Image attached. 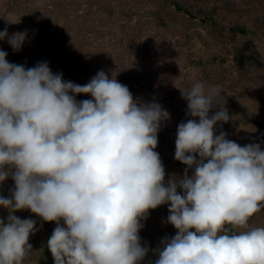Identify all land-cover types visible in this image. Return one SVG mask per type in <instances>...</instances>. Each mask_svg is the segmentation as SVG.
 Wrapping results in <instances>:
<instances>
[{
    "label": "clouds",
    "instance_id": "clouds-1",
    "mask_svg": "<svg viewBox=\"0 0 264 264\" xmlns=\"http://www.w3.org/2000/svg\"><path fill=\"white\" fill-rule=\"evenodd\" d=\"M0 40L19 52L28 30L5 27ZM7 56L0 49V185L10 177L14 187L0 195V264H24L32 249L37 222L21 210L56 223L46 243L54 264H142L149 252L154 264H264V226L250 223L264 209V148L216 134L232 119L223 90L181 89L192 118L177 127L174 158L187 168L166 181L155 149L171 115L160 103L103 70L80 85L48 62ZM165 204L177 231L152 249L140 231Z\"/></svg>",
    "mask_w": 264,
    "mask_h": 264
},
{
    "label": "rangeland",
    "instance_id": "rangeland-1",
    "mask_svg": "<svg viewBox=\"0 0 264 264\" xmlns=\"http://www.w3.org/2000/svg\"><path fill=\"white\" fill-rule=\"evenodd\" d=\"M5 27L9 34L28 30L19 52L0 40L11 63L34 67L45 61L80 85L103 70L128 86L134 98L160 103L171 115L155 149L166 181L187 168L174 158L175 139L179 123L192 118L181 89L195 81L223 90L232 119L219 122L216 134L223 131L241 146L256 142L264 148V0H0V31ZM13 187L9 177L0 195L9 196ZM7 215L0 208V217ZM16 215L37 222L24 264H54L46 243L56 223L30 210ZM168 215L167 204L150 210L140 231L142 244L155 249L163 237L176 234ZM250 223L264 226V209Z\"/></svg>",
    "mask_w": 264,
    "mask_h": 264
},
{
    "label": "water",
    "instance_id": "water-1",
    "mask_svg": "<svg viewBox=\"0 0 264 264\" xmlns=\"http://www.w3.org/2000/svg\"><path fill=\"white\" fill-rule=\"evenodd\" d=\"M155 256L149 255L145 258V260L142 262V264H154Z\"/></svg>",
    "mask_w": 264,
    "mask_h": 264
}]
</instances>
